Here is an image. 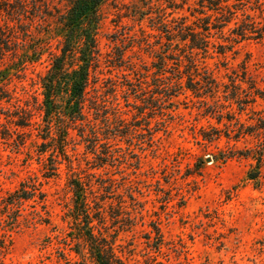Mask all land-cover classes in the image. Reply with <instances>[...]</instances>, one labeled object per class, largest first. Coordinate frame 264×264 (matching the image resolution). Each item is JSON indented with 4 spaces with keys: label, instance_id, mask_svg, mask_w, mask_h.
<instances>
[{
    "label": "rangeland",
    "instance_id": "obj_1",
    "mask_svg": "<svg viewBox=\"0 0 264 264\" xmlns=\"http://www.w3.org/2000/svg\"><path fill=\"white\" fill-rule=\"evenodd\" d=\"M75 1L0 0L4 263L80 261L69 213L72 181L81 179L92 213L100 212L94 223L114 236L125 264H264V37L234 42L236 20L220 30V13L198 0H105L86 117L69 129L53 173L40 145L42 78L61 53L63 19ZM246 9L264 25L257 8ZM163 18L208 42L194 50V63L173 30L177 46L169 50ZM175 82L183 86L170 98L156 86ZM68 97L64 81L58 105ZM29 181L44 200L25 201L19 214L5 207L9 193Z\"/></svg>",
    "mask_w": 264,
    "mask_h": 264
},
{
    "label": "trees",
    "instance_id": "obj_2",
    "mask_svg": "<svg viewBox=\"0 0 264 264\" xmlns=\"http://www.w3.org/2000/svg\"><path fill=\"white\" fill-rule=\"evenodd\" d=\"M105 0H76L71 8L67 11L63 24L67 33L63 39L61 53L54 57L52 66L47 75L42 78L43 87V126L40 130L43 146L41 152H50L49 168L54 173L57 168V157L66 156V138L69 129L77 125L79 122H84L85 102L87 98V88L91 83V68L98 64L99 48H98V29L100 24L99 9ZM202 9L208 7L215 9L220 16L218 17V28L222 30L231 20L235 21V27L232 32L235 37L234 42L243 39L260 40L264 37V25L260 26L253 15L246 13L248 9H258L259 17L264 19V2L262 0H198ZM251 1L255 3V7H250ZM207 4V5H205ZM241 10L244 20L238 24L237 11ZM161 15H159L160 17ZM162 19V17L160 18ZM164 33H167L170 41V51L174 50L171 34L177 33L179 40L184 42L188 47V54L185 55L191 62H195L193 55L195 49L206 50L208 42L200 36L199 33H194L185 23H177L174 26H168L162 20ZM205 30L208 29L205 27ZM173 30V32H172ZM189 38V43L187 42ZM224 47V45H221ZM35 60V59H32ZM160 70H164L163 63L165 57H161ZM194 65V64H193ZM67 66L73 67L71 72L67 71ZM165 68V66H164ZM6 74L1 75L0 82L5 80ZM180 78V77H179ZM69 84V97L64 106H59L56 97L58 96L63 82ZM190 84V85H189ZM192 83L186 86L189 88ZM158 89L163 90L164 96H176L178 89L183 85L181 83H161L156 85ZM158 110L162 109V104L157 103ZM119 112V111H118ZM115 112V114H118ZM107 120V118L105 119ZM121 120V115L117 117ZM259 127L264 128V118L259 119ZM119 132V131H117ZM230 157V153L226 157ZM52 173V174H53ZM253 174V173H252ZM250 178H254L252 175ZM74 191V205L70 210L71 222V248L79 256L80 261L77 264H125L121 255L115 247V239L112 234H108L106 227L101 223L96 226L94 218L100 219L99 209L92 213L89 204L87 188L81 179L72 181ZM44 193L40 190L39 184L33 181L22 182L20 187L13 192H10L8 197L4 199L5 207L15 209L19 214V209L25 201L33 200L41 202L44 200ZM99 208V207H98ZM36 217L41 218L37 212ZM99 216V217H97ZM12 224L17 220V215L13 216ZM101 222V221H98ZM4 235V234H3ZM2 235V236H3ZM4 240L0 238V264H5L3 259L2 249H4Z\"/></svg>",
    "mask_w": 264,
    "mask_h": 264
}]
</instances>
